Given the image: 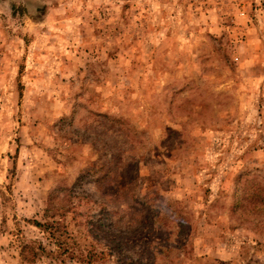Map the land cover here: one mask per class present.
Here are the masks:
<instances>
[{"label":"rangeland","instance_id":"rangeland-1","mask_svg":"<svg viewBox=\"0 0 264 264\" xmlns=\"http://www.w3.org/2000/svg\"><path fill=\"white\" fill-rule=\"evenodd\" d=\"M0 264H264V0H0Z\"/></svg>","mask_w":264,"mask_h":264},{"label":"trees","instance_id":"trees-1","mask_svg":"<svg viewBox=\"0 0 264 264\" xmlns=\"http://www.w3.org/2000/svg\"><path fill=\"white\" fill-rule=\"evenodd\" d=\"M34 222V225H41V223H39L38 221H33ZM22 256H23V254H22Z\"/></svg>","mask_w":264,"mask_h":264}]
</instances>
